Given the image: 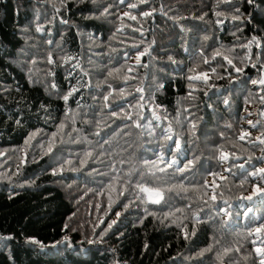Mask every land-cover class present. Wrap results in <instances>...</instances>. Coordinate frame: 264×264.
<instances>
[{"label": "trees", "instance_id": "1", "mask_svg": "<svg viewBox=\"0 0 264 264\" xmlns=\"http://www.w3.org/2000/svg\"><path fill=\"white\" fill-rule=\"evenodd\" d=\"M261 81L264 0H0V264H260Z\"/></svg>", "mask_w": 264, "mask_h": 264}, {"label": "snow or ice", "instance_id": "2", "mask_svg": "<svg viewBox=\"0 0 264 264\" xmlns=\"http://www.w3.org/2000/svg\"><path fill=\"white\" fill-rule=\"evenodd\" d=\"M120 2L123 3L124 0H120ZM249 2H251V0H249ZM128 6L135 8L137 5H135V4H130V5H128ZM102 14H107V12L105 11V12L102 13ZM150 14H151V13H149V12H144V13H143L144 16H148V15H150ZM125 15H128V14L125 13ZM218 15H219V14H218ZM129 18H130V19H133V20L136 19L135 16H129ZM234 19H235V17H234ZM228 63L231 64L232 62L229 60ZM236 71L239 72L240 69L237 68ZM202 78L206 80V79H207V73L202 74ZM253 83H255V81H254ZM261 83H264V81H261ZM138 91H142V90L138 89ZM64 98H65V100H67V97H64ZM107 99H108V97L106 96V97H105V100H107ZM113 115H116V113H113ZM128 119H131V116H128ZM137 126H139V125H137ZM193 127H195V125H193ZM245 135H247V133H245ZM169 138H170V137H169ZM240 138L243 139L244 137L241 136ZM262 142H264V141H262ZM178 146H179V145H177V147H178ZM89 155H90V153H89ZM221 159H224V160L228 159L227 154H223V153H222V154H221ZM194 163H195V161H189V162H188V165H186L185 167H189V166L193 165ZM169 166H171V165H169ZM61 171H62V170H61ZM160 171H164V170H163V169H160ZM260 172H261V174H264V169H261ZM53 174H57V173L54 172ZM253 175H256V173H253ZM141 191L149 192L150 190L147 189V188H142ZM262 191H264V190H262L261 188L257 187V188H255V190H254V195H255V194H260ZM154 194H155L158 198H162V194H161L160 192L157 191V192H155ZM212 199L214 200V199H215V196H213ZM245 199L251 200L252 197H251V196H248V197H245ZM154 202H159V199H157V200L154 201ZM112 223H114V221H113ZM111 226H112V225L109 224L107 227L110 228ZM256 231H257V232H262V231H264V227L257 228ZM193 234H194V233H193ZM185 239H187V233L185 234ZM31 242H32V243H37V244L39 243L38 241H31ZM256 251H257V253H259L262 257H264V248H257ZM260 264H264V259L261 260Z\"/></svg>", "mask_w": 264, "mask_h": 264}, {"label": "water", "instance_id": "3", "mask_svg": "<svg viewBox=\"0 0 264 264\" xmlns=\"http://www.w3.org/2000/svg\"><path fill=\"white\" fill-rule=\"evenodd\" d=\"M152 195H153V197H156V195L154 193Z\"/></svg>", "mask_w": 264, "mask_h": 264}]
</instances>
